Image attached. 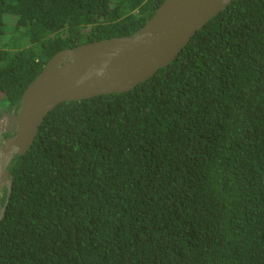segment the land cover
Instances as JSON below:
<instances>
[{
	"label": "trees",
	"instance_id": "obj_1",
	"mask_svg": "<svg viewBox=\"0 0 264 264\" xmlns=\"http://www.w3.org/2000/svg\"><path fill=\"white\" fill-rule=\"evenodd\" d=\"M163 2L0 0V115L57 52ZM9 171L0 264H264V0H234L133 90L58 105Z\"/></svg>",
	"mask_w": 264,
	"mask_h": 264
},
{
	"label": "water",
	"instance_id": "obj_2",
	"mask_svg": "<svg viewBox=\"0 0 264 264\" xmlns=\"http://www.w3.org/2000/svg\"><path fill=\"white\" fill-rule=\"evenodd\" d=\"M233 1L164 0L134 34L57 52L26 87L17 112L7 114L5 130L11 135L0 143V207L4 186L7 200L12 191L10 165L29 151L51 111L63 102L133 90L171 64L192 37ZM5 211L6 204L0 222Z\"/></svg>",
	"mask_w": 264,
	"mask_h": 264
},
{
	"label": "rangeland",
	"instance_id": "obj_3",
	"mask_svg": "<svg viewBox=\"0 0 264 264\" xmlns=\"http://www.w3.org/2000/svg\"><path fill=\"white\" fill-rule=\"evenodd\" d=\"M10 25H15L14 19L8 18ZM7 128V114L0 115V143L2 142V135L5 133V129Z\"/></svg>",
	"mask_w": 264,
	"mask_h": 264
},
{
	"label": "flooded vegetation",
	"instance_id": "obj_4",
	"mask_svg": "<svg viewBox=\"0 0 264 264\" xmlns=\"http://www.w3.org/2000/svg\"><path fill=\"white\" fill-rule=\"evenodd\" d=\"M11 134L10 132L6 131L3 135H2V141L3 139L9 137ZM7 193H8V190H7V186L5 185L3 190H2V193H1V197H2V206L0 207V214H1V209L2 207L5 205L4 203V198H5V195L7 196Z\"/></svg>",
	"mask_w": 264,
	"mask_h": 264
}]
</instances>
